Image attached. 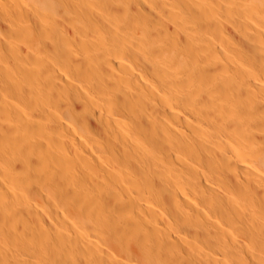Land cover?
Masks as SVG:
<instances>
[{
  "label": "bare ground",
  "instance_id": "1",
  "mask_svg": "<svg viewBox=\"0 0 264 264\" xmlns=\"http://www.w3.org/2000/svg\"><path fill=\"white\" fill-rule=\"evenodd\" d=\"M0 264H264V0H0Z\"/></svg>",
  "mask_w": 264,
  "mask_h": 264
}]
</instances>
